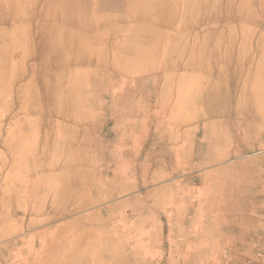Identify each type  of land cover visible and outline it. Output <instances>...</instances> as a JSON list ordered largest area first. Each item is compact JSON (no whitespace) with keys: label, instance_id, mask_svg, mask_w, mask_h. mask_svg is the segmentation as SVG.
I'll return each mask as SVG.
<instances>
[{"label":"rangeland","instance_id":"obj_1","mask_svg":"<svg viewBox=\"0 0 264 264\" xmlns=\"http://www.w3.org/2000/svg\"><path fill=\"white\" fill-rule=\"evenodd\" d=\"M1 7L8 12L0 36V264L46 261L49 237L33 236L28 225L36 173L33 166H18V155L21 144L31 143L32 116L44 122L53 110L61 116L62 108L47 100L63 97L64 25L70 20L88 40L107 44L118 70L137 72L148 59L155 66H182L188 53L213 52L216 73L228 69L232 106L246 107L248 188L234 219L240 229L221 238L215 248L221 251L190 246L187 236L190 251L175 253L166 250L164 238L150 242L145 235L143 166L119 167L117 196L102 190L104 229L87 246L79 247L85 236L79 222L63 220L78 218L84 208L72 206L64 215L56 189L52 233L62 247L54 264H264V0H1ZM22 216L17 231L15 218Z\"/></svg>","mask_w":264,"mask_h":264},{"label":"crops","instance_id":"obj_2","mask_svg":"<svg viewBox=\"0 0 264 264\" xmlns=\"http://www.w3.org/2000/svg\"><path fill=\"white\" fill-rule=\"evenodd\" d=\"M107 49L76 21L64 25L63 97L47 100L61 116H32L31 143L18 155V166L36 173L31 234L52 233L57 189L64 215L84 208L78 218L63 217L85 230L79 247L92 243L103 229L102 190L117 196L119 167L143 166L149 241L164 238L169 252H188L191 236L190 246L221 251V238L240 229L234 219L248 188L247 112L231 104L228 69L216 73L213 52H196L182 66L148 59L137 72L118 70ZM133 181L128 173L127 188ZM23 219L15 218L17 231Z\"/></svg>","mask_w":264,"mask_h":264},{"label":"bare ground","instance_id":"obj_3","mask_svg":"<svg viewBox=\"0 0 264 264\" xmlns=\"http://www.w3.org/2000/svg\"><path fill=\"white\" fill-rule=\"evenodd\" d=\"M8 12V11H7ZM3 7H1V0H0V36L4 33L5 31V26H1L3 23H7V18H6V13H7ZM35 58V57H34ZM1 66V65H0ZM38 74V73H37ZM17 82V81H16ZM44 106V105H43ZM18 213V212H17ZM20 213V212H19ZM124 217V216H123ZM121 216V218H123ZM118 218V217H117ZM150 218V217H149ZM118 221V220H117ZM120 221V220H119ZM98 228V227H97ZM104 229V228H103ZM51 233V232H50ZM138 235V234H137ZM43 236V235H42ZM49 237V243L48 248L46 249L47 256H46V261L44 263H35V264H54V259L57 257V255L60 252V249L62 247V243L59 244V240L55 237L54 233H51L50 235L47 234ZM127 236V235H126ZM41 237V236H40ZM129 237V236H128ZM122 238V237H121ZM130 238V237H129ZM127 239V238H126ZM120 240V239H119ZM80 245V243H79ZM145 245V244H144ZM78 251V250H77ZM80 259L79 255L76 256L74 259H72L73 262H78ZM66 263V260H63ZM51 262V263H50Z\"/></svg>","mask_w":264,"mask_h":264}]
</instances>
